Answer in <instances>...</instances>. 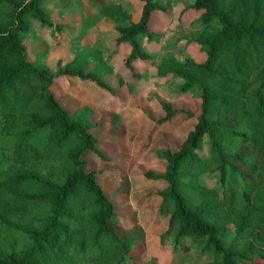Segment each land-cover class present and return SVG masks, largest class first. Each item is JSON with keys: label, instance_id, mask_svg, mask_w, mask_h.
I'll return each mask as SVG.
<instances>
[{"label": "trees", "instance_id": "16d2710c", "mask_svg": "<svg viewBox=\"0 0 264 264\" xmlns=\"http://www.w3.org/2000/svg\"><path fill=\"white\" fill-rule=\"evenodd\" d=\"M134 1L128 10L118 0H86L96 14L82 17L80 35L97 16L109 20L115 45L128 48L123 67L136 77L133 65L150 59L138 41L154 34L150 16L164 7ZM43 2L0 0V264H137L130 252L143 231H115L118 215L92 165L104 160L94 133L104 121L88 104L66 108L52 91L61 77L114 95L102 54L78 53L54 71L37 56L31 62L24 45L31 23L53 26ZM190 9L199 19L190 41L203 60L163 56L155 64L158 77L181 81L182 94L195 88L199 100L179 147L155 150L162 172L145 174L164 182L158 241L170 264L194 252L198 264H264V0H194ZM161 107L159 122L181 113ZM121 117L109 118L110 134ZM212 173L216 184L204 185L200 178Z\"/></svg>", "mask_w": 264, "mask_h": 264}, {"label": "rangeland", "instance_id": "374dc122", "mask_svg": "<svg viewBox=\"0 0 264 264\" xmlns=\"http://www.w3.org/2000/svg\"><path fill=\"white\" fill-rule=\"evenodd\" d=\"M153 1L162 5L164 10L151 14L148 26L154 34L150 39L141 37L138 41L141 49L150 56L149 60L133 65L134 73L139 76H130L123 67L128 48L115 45L113 25L109 20L96 15L84 35H80L84 23L82 17L96 14L86 0H67V3L44 0L42 8L53 26H42L33 21L24 45L31 62L37 56L38 63L51 71L56 69L58 61L64 65L78 53L98 50L102 54L108 72L103 80L114 90V95L61 77L54 80L52 91L66 108L88 104L95 111L93 119L104 121L94 131L104 160L95 157L92 165L98 170V185L118 215L117 223L112 224L115 231L121 233L131 226L143 231L144 237L135 242L130 252L131 259L137 264H170L168 248L158 241L166 225V218L156 212L157 192L163 188L164 182L148 179L145 174L147 171L162 172L165 163L156 156L155 150L168 148L174 151L179 147L195 122L199 100L195 88L182 94L178 90L181 81L158 77L155 64L163 56L178 61L191 57L200 62L204 54L190 41L196 35L199 23L197 14L190 9L194 0ZM118 2L128 10L137 8L134 0ZM133 16L136 19L137 12ZM56 25H61V29H56ZM117 74L122 83L118 82L120 77ZM162 103L180 109L181 113L159 122L164 117ZM187 111L193 113L188 116ZM115 112H120L122 117L117 132L110 134L107 122ZM206 151L207 146L203 145L197 154L204 156ZM200 181L207 186L215 185L216 175H203ZM202 260L203 257L194 252L184 264H198ZM256 261L254 259L252 264H257Z\"/></svg>", "mask_w": 264, "mask_h": 264}, {"label": "crops", "instance_id": "0c3cea01", "mask_svg": "<svg viewBox=\"0 0 264 264\" xmlns=\"http://www.w3.org/2000/svg\"><path fill=\"white\" fill-rule=\"evenodd\" d=\"M151 17V16H150ZM137 64V63H136Z\"/></svg>", "mask_w": 264, "mask_h": 264}]
</instances>
